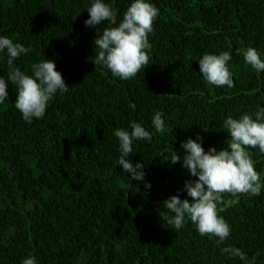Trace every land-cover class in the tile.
Instances as JSON below:
<instances>
[{
  "label": "trees",
  "instance_id": "obj_1",
  "mask_svg": "<svg viewBox=\"0 0 264 264\" xmlns=\"http://www.w3.org/2000/svg\"><path fill=\"white\" fill-rule=\"evenodd\" d=\"M150 2L159 15L149 65L116 81L92 64L96 29L84 26L88 0H0V35L30 49L16 65L27 73L50 59L69 87L30 123L14 108L13 86L0 104V264H22L28 256L38 264H243L222 255L191 223L175 231L159 212L178 191L191 199L182 189L195 177L164 161L173 150L183 155L180 142L199 135L205 150H220L225 118L264 107V72L240 54L251 47L264 58V0ZM128 4L114 0L119 12ZM223 51L232 57L231 88L199 76V57ZM6 72L0 63V75ZM156 111L164 114V131L135 143L128 157L143 161L146 189L116 166L113 131L132 120L149 128ZM250 155L264 181V156L256 149ZM220 215L232 229L222 246L264 264V189L259 197L240 194Z\"/></svg>",
  "mask_w": 264,
  "mask_h": 264
},
{
  "label": "clouds",
  "instance_id": "obj_2",
  "mask_svg": "<svg viewBox=\"0 0 264 264\" xmlns=\"http://www.w3.org/2000/svg\"><path fill=\"white\" fill-rule=\"evenodd\" d=\"M88 13L84 26L95 28L93 48L96 49L92 64L100 75L110 74L116 81L134 78L149 65L152 45L149 36L153 33V22L159 15L150 0H129L127 8L119 12L114 0H88L84 10ZM118 15L120 19L118 20ZM103 22V23H102ZM106 25L97 28L98 25ZM30 49L19 42L0 35V63H6V75H0V104L9 99V85L15 89L14 108L26 122L42 119L50 101L57 95L68 92L62 74L56 70L50 59L38 61L30 66L29 72L22 71L16 61ZM246 65L256 72H264V58L255 48L241 49ZM232 59L228 51L218 54L205 53L197 63L200 77L214 87L234 86L228 62ZM163 113L156 111L149 128L132 120L127 128H117L113 136L118 144L116 166L130 181L143 183L146 189L151 184L144 181L146 175L143 161L133 164L129 154H136L134 144L151 142L153 135L164 131ZM226 133L225 147L217 150L202 146V137L187 138L180 142L181 156L173 150L167 161L170 165L179 163L190 177L182 192L189 199H181L180 191L162 202L159 216L163 223L175 231L191 223L201 237L214 240L222 255L239 259L243 264H255V257L246 259L245 252L235 246H222L231 235V227L220 215L227 206L237 202L240 194L259 197L264 181L255 170L250 149L258 150L264 156V107L233 118L228 116L222 122ZM151 129V131L149 130ZM224 194H228L225 198ZM22 264H38L35 256H28Z\"/></svg>",
  "mask_w": 264,
  "mask_h": 264
}]
</instances>
